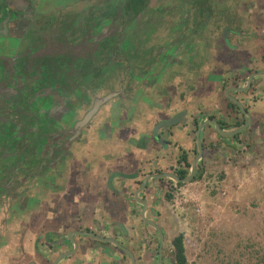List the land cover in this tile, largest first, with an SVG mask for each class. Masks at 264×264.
I'll use <instances>...</instances> for the list:
<instances>
[{
    "label": "flooded vegetation",
    "instance_id": "af4514ba",
    "mask_svg": "<svg viewBox=\"0 0 264 264\" xmlns=\"http://www.w3.org/2000/svg\"><path fill=\"white\" fill-rule=\"evenodd\" d=\"M59 4L43 10L44 0H0V264L4 258L36 264L37 255L46 264H86L92 254L111 259L100 264H121L120 254L122 263H139L134 238L145 250L155 242L159 248L162 218L177 215L182 188L208 176L205 162L231 171L248 156L256 164L264 157L254 151L264 148V51L257 56L264 49V3ZM244 15L251 18L242 21ZM222 45L234 51L231 57ZM215 60L224 73H214ZM204 83L212 90L199 103ZM168 88L175 100L153 112L151 97ZM178 116L172 126L161 125ZM166 143L178 152L160 153ZM125 146L138 151L129 165L121 160ZM151 147L159 149L154 158L146 156ZM196 160L192 181L168 176L189 178ZM136 219L141 223L131 225ZM26 223L32 228L23 233Z\"/></svg>",
    "mask_w": 264,
    "mask_h": 264
},
{
    "label": "rangeland",
    "instance_id": "374dc122",
    "mask_svg": "<svg viewBox=\"0 0 264 264\" xmlns=\"http://www.w3.org/2000/svg\"><path fill=\"white\" fill-rule=\"evenodd\" d=\"M57 1L61 5L63 2L69 4L71 0ZM51 2L53 3L55 0H44L43 10H51ZM256 2L263 4L264 0H256ZM251 15L254 17V14ZM241 18L243 21L251 17L248 18L244 15ZM250 31L252 30L247 29L245 32L252 37ZM255 35L257 36L256 32ZM34 42H36V39L31 40V43ZM260 42L261 44L264 43L262 40ZM223 49L226 52L223 54L224 57H231V53L234 52L225 46H223ZM245 50L247 53H252L253 49L251 45H246ZM263 51L264 49L260 48L257 56L262 57ZM227 53L229 54L227 55ZM215 61L214 73H224V66L219 64L223 62ZM225 62L228 64L227 60ZM190 74L196 78V72L192 71ZM198 75V84L200 85V73ZM172 81L170 84H172ZM199 89L201 91L196 94L195 101L201 103L204 102L206 97L204 91L211 94L212 83H204L203 87ZM171 91L168 88L167 91L160 94L159 98L151 97L155 100L151 106L153 112L160 104L163 105L164 102L169 103L171 100H175L176 93L170 94ZM210 97L208 96V98ZM262 108L264 111V101ZM150 126L151 121L145 127L138 124V127H144L147 130L150 129ZM124 129L125 134H130V128L126 126ZM151 148L146 156L154 158L159 149L155 151L153 147ZM253 148L256 147L253 146ZM262 150L264 151V148L260 146L254 149L256 153ZM176 151L178 152V149L175 150V145L166 143L165 147H161L160 153H173ZM137 154L136 149L125 146L121 160L123 162L127 160L125 163L129 165L131 161L137 159L135 157ZM249 157L247 162L243 163L240 168L231 171L227 165L223 168L220 162L215 166L205 162L204 169L206 168L205 173L208 176L204 175L196 182L186 185L180 191L182 194L178 200V205L181 209L178 208L179 215L177 213V218H181L180 222L183 223L180 231L184 230L190 237L189 239L192 238L196 242L193 249H195L194 251H200L199 261L201 264H264V161H261L264 160V157H261L260 164L251 162V157ZM184 208L188 209L184 210ZM54 212L61 216L60 213L65 211L56 207ZM26 228L29 230L32 227L26 223L22 228L23 233ZM14 262L12 260V263Z\"/></svg>",
    "mask_w": 264,
    "mask_h": 264
},
{
    "label": "crops",
    "instance_id": "0c3cea01",
    "mask_svg": "<svg viewBox=\"0 0 264 264\" xmlns=\"http://www.w3.org/2000/svg\"><path fill=\"white\" fill-rule=\"evenodd\" d=\"M264 112V111H263ZM259 115V114H258ZM262 115H260L258 117V119H261ZM161 210V213H166L163 206H161L160 208ZM167 214V213H166ZM162 218L160 224L161 226L164 228V230L166 231V236L162 237V243L161 245L157 246V243L155 242L154 245L149 248H146L143 249V244L140 243L138 241V237L136 236L134 238V241H133V251H134V254H135V257H136V260H138L139 263L137 264H175V257L173 256V250H174V247H173V242L174 240L176 239V237L179 236L180 233H184L185 235V247H186V255H187V258H188V261L189 263L188 264H201V262L199 261L200 260V251H194L195 249H193V245L194 242L191 239H189L190 237L187 235V233L183 231H180V229L182 230L181 228V225L183 226L182 222H180V219L177 218V215H166ZM139 220V219H138ZM137 219L134 220V222L131 224L133 226H137L139 223H141V221L139 222ZM129 224H127L126 228L130 227V223L128 221ZM90 227L92 228L91 231L94 232V226L93 225H90ZM179 230V232H178ZM114 237L113 239L115 241L118 242H121V238L120 236L116 233V232H112ZM191 240V241H190ZM108 241V240H107ZM189 241V243H188ZM89 244L87 241H84V245H85V248H86V256L90 254V252L87 250V247H89ZM36 246L38 248V250H40V252H42V250L44 249L43 246H41L39 243H36ZM195 246V245H194ZM29 251L30 254L32 255V257L35 258L36 256V249L33 250V245L31 244V246H29ZM100 250L99 249H96V252H99ZM99 254V253H97ZM96 254V255H97ZM109 254H111L110 256L111 257H115V253L112 254V252H110ZM57 256V253H52V256L50 257V259H53ZM91 259H87L86 261V264H92L90 262H92L94 260V263L93 264H100V261H104V262H109L111 261V259L109 258H106V259H99V257H94L95 255L92 254L91 255ZM109 256V257H110ZM121 255L120 256H117L115 257V259L117 260H120V263L121 264H127V262L125 261L124 263H122L123 261L121 260ZM110 257V258H111ZM36 264H46V262H44L45 260H43V258H40L38 255L36 256V258L34 259ZM3 264H8V262L6 261V259L4 258L2 260ZM134 262V261H133ZM136 263H133V264H136Z\"/></svg>",
    "mask_w": 264,
    "mask_h": 264
},
{
    "label": "water",
    "instance_id": "95a60500",
    "mask_svg": "<svg viewBox=\"0 0 264 264\" xmlns=\"http://www.w3.org/2000/svg\"><path fill=\"white\" fill-rule=\"evenodd\" d=\"M110 97H107V98H104V99H101V100H98L96 103H95V105H94V107H93V109L85 116V118L83 119V120H81V121H78L77 122V124H76V129H80V128H82V127H84L90 120H91V118L98 112V110L100 109V107L109 99ZM178 120H179V116L178 117H176V118H174V119H172V120H167V121H164L161 125H163V126H172L173 124H175V123H177L178 122ZM200 159V158H199ZM197 160L193 163V170H192V174H191V176L189 177V178H187V179H185V180H180L179 178H177V177H175V176H173V175H168L169 177H171V178H174L176 181H178V182H190V181H192V179L194 178V175H195V172H196V165H197ZM159 232L162 234V232L160 231V229H159ZM85 236H93V235H91V234H89V233H87V234H85ZM161 239H162V236H161ZM58 261H60V260H58ZM57 261V262H58Z\"/></svg>",
    "mask_w": 264,
    "mask_h": 264
},
{
    "label": "trees",
    "instance_id": "16d2710c",
    "mask_svg": "<svg viewBox=\"0 0 264 264\" xmlns=\"http://www.w3.org/2000/svg\"><path fill=\"white\" fill-rule=\"evenodd\" d=\"M173 247H174L173 256L175 257V264H188L189 261L186 255L184 234H181L178 237H176V239L173 242Z\"/></svg>",
    "mask_w": 264,
    "mask_h": 264
}]
</instances>
